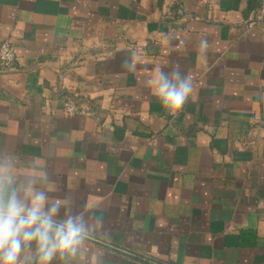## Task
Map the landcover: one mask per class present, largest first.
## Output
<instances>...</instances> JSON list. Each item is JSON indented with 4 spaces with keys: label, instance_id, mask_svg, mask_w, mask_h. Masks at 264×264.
Here are the masks:
<instances>
[{
    "label": "crops",
    "instance_id": "obj_1",
    "mask_svg": "<svg viewBox=\"0 0 264 264\" xmlns=\"http://www.w3.org/2000/svg\"><path fill=\"white\" fill-rule=\"evenodd\" d=\"M259 4L0 0V151L40 156L75 210L100 204L93 264H264ZM176 63L193 92L173 119L148 81Z\"/></svg>",
    "mask_w": 264,
    "mask_h": 264
},
{
    "label": "clouds",
    "instance_id": "obj_2",
    "mask_svg": "<svg viewBox=\"0 0 264 264\" xmlns=\"http://www.w3.org/2000/svg\"><path fill=\"white\" fill-rule=\"evenodd\" d=\"M207 49L208 40L202 38L199 51ZM134 56L130 53L121 67L135 71L139 57L133 62ZM148 86L173 119L193 92L192 77L179 63L169 71L157 70ZM54 152L50 148L48 157ZM51 184L40 156L22 158L18 152L0 151V264H93L90 242L105 234L103 209L90 200L75 210L50 194Z\"/></svg>",
    "mask_w": 264,
    "mask_h": 264
},
{
    "label": "built area",
    "instance_id": "obj_3",
    "mask_svg": "<svg viewBox=\"0 0 264 264\" xmlns=\"http://www.w3.org/2000/svg\"><path fill=\"white\" fill-rule=\"evenodd\" d=\"M255 19H257V21ZM255 22H259V24L264 28V0H260L257 15L254 19H252L249 22V25H252ZM14 59H15V50L13 44L6 40L1 41L0 42V72L11 69L14 65ZM63 104L65 109L70 113L83 112L82 109H80L70 100L63 101Z\"/></svg>",
    "mask_w": 264,
    "mask_h": 264
}]
</instances>
